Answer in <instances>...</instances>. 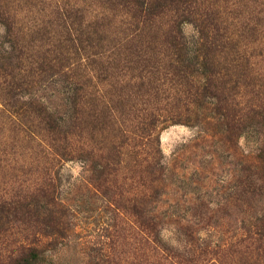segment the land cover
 <instances>
[{
	"label": "trees",
	"instance_id": "1",
	"mask_svg": "<svg viewBox=\"0 0 264 264\" xmlns=\"http://www.w3.org/2000/svg\"><path fill=\"white\" fill-rule=\"evenodd\" d=\"M10 1L0 0V23L11 45L0 63V168L11 164L14 148H40L45 172L18 196L0 195V237L22 231L21 239L0 256V264H42L48 243L63 235L52 161L77 150L75 110H84L94 128L97 124L102 132L118 129L124 137L120 144L110 143L108 163L119 160L124 144L138 145L146 154L143 160L154 161L160 170V130L191 119L192 109H198L204 98L215 99L231 130L240 129L251 113L264 116V101L244 108L230 102L251 70L246 27L239 34L238 23H227L208 0H88L89 7L95 5L92 17L84 5L87 0H76L68 7L56 6L52 20L38 18L36 30L27 32L20 28L18 10ZM187 21L195 24L200 38L196 62L187 51L183 54L187 45L181 25ZM28 33H32L29 42ZM94 77L101 85L118 88L120 99H106L98 88L90 90L95 88ZM55 81H64L71 91L74 114L67 122L38 94ZM117 113L126 116L128 129L114 127ZM113 203L117 205L116 200ZM143 227L144 241L159 244L157 257L164 256L168 250L159 243L155 229L146 223ZM263 231L264 227L245 230L234 245L220 248L219 256L191 250L180 262L264 264Z\"/></svg>",
	"mask_w": 264,
	"mask_h": 264
},
{
	"label": "rangeland",
	"instance_id": "2",
	"mask_svg": "<svg viewBox=\"0 0 264 264\" xmlns=\"http://www.w3.org/2000/svg\"><path fill=\"white\" fill-rule=\"evenodd\" d=\"M75 2L11 0L9 4L18 10L20 28L27 32L28 28L36 30L38 18L52 20L56 6ZM208 2L231 26L238 23L239 34L240 28L246 27L244 42L251 70L249 78L242 80L245 85L232 92L235 100L230 102L244 108L264 101V0ZM84 5L92 17L95 5L89 7L88 0ZM181 28L187 45L183 54L187 51L196 62L200 55L197 28L188 21ZM29 39L32 33H28ZM10 51L6 29L0 23V63ZM92 81L93 92L98 88L106 99H120L118 88L101 85L95 77ZM51 83L38 94L67 122L74 114L71 91L64 81ZM200 103L198 109H192L191 119L169 123L160 130L161 170L154 161L155 165L143 160L146 154L138 145L124 144L119 148V160L108 163L110 143L120 144L124 137L118 129L102 132L97 124L95 129L90 118L83 116L84 110H75L77 150L52 161L64 231L48 243L42 264H158L162 259L166 264H182L191 250L210 251L213 258L223 253L220 248L234 245L245 230L264 227V116L251 113L240 129L231 130L213 97ZM116 116L114 127L128 129L126 116ZM43 147L48 149L45 144ZM14 149L11 164L0 168V195L18 196L45 172L40 148ZM145 223L155 229L159 243L167 248L164 256L157 257L159 244L144 241L141 225ZM20 234L0 237L1 257L21 239Z\"/></svg>",
	"mask_w": 264,
	"mask_h": 264
}]
</instances>
